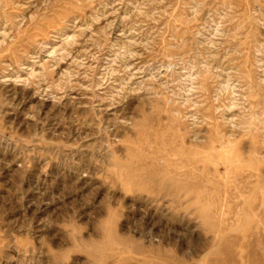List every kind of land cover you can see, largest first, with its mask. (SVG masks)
<instances>
[{"label": "rangeland", "instance_id": "rangeland-1", "mask_svg": "<svg viewBox=\"0 0 264 264\" xmlns=\"http://www.w3.org/2000/svg\"><path fill=\"white\" fill-rule=\"evenodd\" d=\"M0 264H264V0H0Z\"/></svg>", "mask_w": 264, "mask_h": 264}]
</instances>
